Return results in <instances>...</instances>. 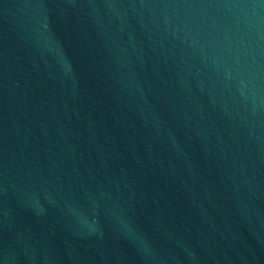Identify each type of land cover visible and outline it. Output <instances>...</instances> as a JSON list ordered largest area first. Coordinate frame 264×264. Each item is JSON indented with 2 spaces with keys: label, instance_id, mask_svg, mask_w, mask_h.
<instances>
[{
  "label": "water",
  "instance_id": "obj_1",
  "mask_svg": "<svg viewBox=\"0 0 264 264\" xmlns=\"http://www.w3.org/2000/svg\"><path fill=\"white\" fill-rule=\"evenodd\" d=\"M0 264H264V0H0Z\"/></svg>",
  "mask_w": 264,
  "mask_h": 264
}]
</instances>
